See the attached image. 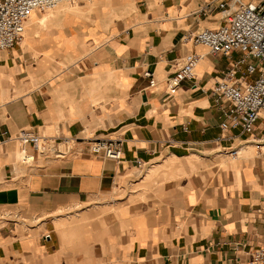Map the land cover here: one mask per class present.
<instances>
[{
	"label": "crops",
	"instance_id": "obj_1",
	"mask_svg": "<svg viewBox=\"0 0 264 264\" xmlns=\"http://www.w3.org/2000/svg\"><path fill=\"white\" fill-rule=\"evenodd\" d=\"M96 1L80 0L69 21L32 12L27 41L0 51V264H245L264 246V128L244 135L255 143L245 156L217 154L231 143L217 140L211 88L240 53L191 39L220 26L217 5L230 0ZM189 53L193 78L170 93L166 79ZM21 130L78 141L47 157L19 148ZM98 139L120 140L121 160L91 153ZM71 210L83 229H60Z\"/></svg>",
	"mask_w": 264,
	"mask_h": 264
},
{
	"label": "built area",
	"instance_id": "obj_2",
	"mask_svg": "<svg viewBox=\"0 0 264 264\" xmlns=\"http://www.w3.org/2000/svg\"><path fill=\"white\" fill-rule=\"evenodd\" d=\"M76 1L80 0H0V51L23 39L32 12ZM217 8L222 24L201 29L191 39L193 44L224 57L229 58L233 52L240 53V57L227 66L221 79L211 88V98L220 107L222 115L219 124L221 134L217 140L233 142L237 137L253 135L258 127L264 128V0H230L218 3ZM208 11L209 4L202 12L206 14ZM198 59L196 53L183 56L177 70L166 79L170 93H174L182 81L193 78ZM145 75L150 77L152 86V74L147 72ZM14 141L22 150L30 145L39 155L59 158L72 153L78 138L55 142L21 130ZM89 151L117 162L122 158L121 142L117 139L93 140ZM245 264H264V246L252 251Z\"/></svg>",
	"mask_w": 264,
	"mask_h": 264
},
{
	"label": "rangeland",
	"instance_id": "obj_3",
	"mask_svg": "<svg viewBox=\"0 0 264 264\" xmlns=\"http://www.w3.org/2000/svg\"><path fill=\"white\" fill-rule=\"evenodd\" d=\"M98 1L101 4L105 3V0H98ZM92 2H97V1L96 0H92ZM61 6H63L64 10L58 12V9H60L59 7H61ZM78 7H79V1L74 2V3L62 2V3L58 4L57 6H55L54 8H52L50 10H45V11H42V12H45L46 14H52L53 12H57V13H64L65 12V13H67L65 21H69V20H71L73 18L74 15L77 16V15H80V13L83 12ZM33 17H34V13L32 14L31 18H33ZM42 24H44V22ZM24 37H25V41H27V39H28V31H27V29H25ZM246 138L248 139V142H242V139L244 140ZM258 139L260 140V137ZM250 142H252L251 138L246 137V136H241V137L237 138V140L235 142H230L231 146H230L229 149H221L220 148V150H219V152L217 154H222V155L224 154L225 156H227V158H231V159H235L236 157H239V156L240 157L241 156H245L244 155L245 153H243L244 151L241 148H244L245 146H247L249 144H255V143H250ZM256 145H258V144H256ZM258 146H261V145H258ZM238 150H240V153H238L237 155H233ZM262 150H264V149H262ZM195 160H197V162H203V163L204 162H206V163L208 162V160L201 159L200 157L196 158ZM173 162H176V161H173ZM209 163L213 164V163H215V160L214 161H210ZM147 168H149V167H141L139 170H137V175H138L137 182L139 180L143 179V176L146 174ZM133 187L134 186L129 185V186L124 187V188L116 189L114 191V193L112 194V196L109 198L108 202L106 203V204L109 205L108 209H106L107 212H109L111 214V213H113V212H115L117 210V206L120 205V203H122V202L125 203L127 197L132 194ZM128 202L129 201H127L126 203H128ZM114 204H116V206ZM75 213H76L75 210H71V211H67L65 213V215H63V217L67 218L68 222L64 223V224H62L60 226L61 230L64 229L65 227L69 228V226L75 227L76 225L81 224L80 225V227H81L82 225H84V224H82V222H84V220L78 222L77 219H75V217H77ZM83 228H84V226L81 227V228H78V229H83Z\"/></svg>",
	"mask_w": 264,
	"mask_h": 264
},
{
	"label": "bare ground",
	"instance_id": "obj_4",
	"mask_svg": "<svg viewBox=\"0 0 264 264\" xmlns=\"http://www.w3.org/2000/svg\"><path fill=\"white\" fill-rule=\"evenodd\" d=\"M77 2V1H76ZM60 9H58V12H60V11H63L64 10V8H63V6H61V7H59ZM80 10H82L80 7H78ZM32 15V14H31ZM30 15V16H31ZM29 16V17H30ZM43 22H45V18H41V19H39V23H43ZM263 149V148H262ZM233 155H237V152H235ZM28 157V156H27ZM27 157H23V161H28L29 160V157H28V160H27ZM186 157H188V156H186ZM184 163H186V164H190L191 163V158H185V161H184ZM183 164H182V162H178L177 164H175V162H173V161H168V162H165V164H164V166H166V167H169L170 169H174V168H176V167H179V166H182ZM152 169V168H151Z\"/></svg>",
	"mask_w": 264,
	"mask_h": 264
}]
</instances>
